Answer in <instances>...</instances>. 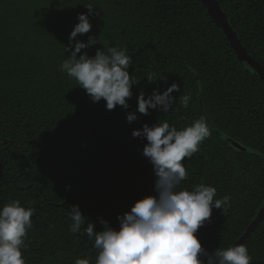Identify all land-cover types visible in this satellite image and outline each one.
I'll use <instances>...</instances> for the list:
<instances>
[{
  "label": "trees",
  "instance_id": "trees-1",
  "mask_svg": "<svg viewBox=\"0 0 264 264\" xmlns=\"http://www.w3.org/2000/svg\"><path fill=\"white\" fill-rule=\"evenodd\" d=\"M247 54L264 68V0H216ZM92 28L78 35L97 49L127 47L137 85L127 110L93 103L80 85L59 70L65 47L88 14ZM83 51L80 54H83ZM79 55V54H78ZM151 76L148 81L146 77ZM177 84L173 110L136 111L137 95ZM191 94L189 107L179 102ZM128 113L138 119L128 123ZM205 116L212 136L185 158L188 177L179 186L216 187L213 209L196 233L208 254L227 248L264 205V83L239 62L200 0H0V207L11 200L36 208L23 257L26 264H74L97 250L84 229H119L118 215L156 195L147 143L132 132L165 120L177 129ZM224 136L225 140L221 138ZM86 224L72 233L70 208ZM253 264H264V219L243 242ZM206 259V258H205Z\"/></svg>",
  "mask_w": 264,
  "mask_h": 264
},
{
  "label": "clouds",
  "instance_id": "clouds-1",
  "mask_svg": "<svg viewBox=\"0 0 264 264\" xmlns=\"http://www.w3.org/2000/svg\"><path fill=\"white\" fill-rule=\"evenodd\" d=\"M86 8L88 14L78 16L79 23L70 33L69 45L65 47L70 55L59 70L74 79L93 103L103 99L109 111L117 106L127 110L128 100L133 96L132 88L139 83L129 74L134 62L127 54V47L109 46L97 49L94 56L88 55L86 50L97 44V39L89 36L87 43L76 39L92 28L89 16L94 7L88 5ZM146 78L152 80L151 76ZM179 91L175 83L163 92L159 88L153 89L151 94L141 91L137 95L136 111L144 116L157 109L169 113L177 100L172 93ZM178 99L187 109L191 94H181ZM137 119L135 113L126 116L128 123ZM132 136L147 141L143 155L153 166L156 195L137 200L130 211L118 215V230L101 220L104 230L95 232L94 225L87 223L84 233L94 241L95 264H253L245 244L218 247L209 255L196 235L210 220L213 209L224 212L231 207V197L214 199L216 187L204 183L191 190L179 189L188 177L182 161L193 158L204 141L212 136L206 117L202 115L182 129L170 125L167 120L152 126L144 124L141 129L134 130ZM35 213L36 208L22 206L20 200H11L0 207V264H26L22 250L27 248L26 240L33 228ZM69 215L73 222L70 231L80 232L86 218L79 206L73 205ZM74 264L91 262L88 258H77Z\"/></svg>",
  "mask_w": 264,
  "mask_h": 264
},
{
  "label": "water",
  "instance_id": "water-1",
  "mask_svg": "<svg viewBox=\"0 0 264 264\" xmlns=\"http://www.w3.org/2000/svg\"><path fill=\"white\" fill-rule=\"evenodd\" d=\"M203 4L206 12L211 17L214 24L222 31L228 45L235 54L239 62L245 63L254 71V73L259 77V79L264 83V68L251 58L245 49L242 47L240 41L238 40L235 32L229 26L225 14L221 11L220 6L216 0H200ZM225 140L224 136H221ZM264 219V205L262 206L259 213L255 216L251 224L246 228L245 232L233 243L232 246L236 244H243V242L251 235L254 229L262 222ZM103 231L102 227L99 226Z\"/></svg>",
  "mask_w": 264,
  "mask_h": 264
}]
</instances>
